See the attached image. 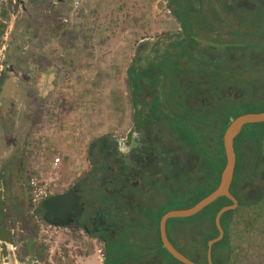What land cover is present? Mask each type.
<instances>
[{"label": "rangeland", "instance_id": "1", "mask_svg": "<svg viewBox=\"0 0 264 264\" xmlns=\"http://www.w3.org/2000/svg\"><path fill=\"white\" fill-rule=\"evenodd\" d=\"M162 13V0H0V195L13 239L8 251L0 245V264H102L99 243L40 221L43 213L36 216L38 207L29 206L28 180L41 175L61 191L84 170L88 143L122 125L129 105L125 70L136 43L153 34ZM238 17L264 22L260 13ZM210 133H197L201 146L207 148L212 140L218 146L220 134L216 129ZM254 145L252 138L234 141L233 190L245 194L264 192V146L261 157ZM56 157L60 163L53 172ZM220 163L221 155L205 150L203 181L193 176L192 193L181 209L213 191ZM260 210L246 212L238 230L255 234L258 228L247 223ZM173 223L178 224L170 233L173 241L198 255L212 232L208 213ZM236 242L243 245L245 236ZM159 259L177 264L163 250Z\"/></svg>", "mask_w": 264, "mask_h": 264}, {"label": "flooded vegetation", "instance_id": "2", "mask_svg": "<svg viewBox=\"0 0 264 264\" xmlns=\"http://www.w3.org/2000/svg\"><path fill=\"white\" fill-rule=\"evenodd\" d=\"M162 6L163 20L138 40L125 70L126 119L88 143L84 170L54 194L78 197L62 228L99 243L102 264H161V217L185 205L193 176L203 181L205 150L220 157L213 140L201 146L197 133L216 129L222 141L233 119L264 110L258 35L264 22L238 17L264 16V0H162ZM171 220L169 242L190 255L173 241L178 224Z\"/></svg>", "mask_w": 264, "mask_h": 264}, {"label": "trees", "instance_id": "3", "mask_svg": "<svg viewBox=\"0 0 264 264\" xmlns=\"http://www.w3.org/2000/svg\"><path fill=\"white\" fill-rule=\"evenodd\" d=\"M175 8L178 10H184L186 8L185 4L177 5L175 3ZM181 15L179 14V18ZM256 25L259 27V24L256 23ZM262 35L263 41H264V29L259 30L258 35ZM50 70H46L45 76L47 79L51 74H48ZM46 81V80H45ZM46 89V85L44 86V90ZM246 112L245 110L242 111V113ZM244 130V131H243ZM244 137L245 139H251L254 141V147L257 148V150H260V156L262 157V149L264 145L262 144L263 138H264V123L261 124H254V125H246L242 132L238 135ZM218 148L221 155V163L219 170L217 172L216 178H215V185L216 188L218 185V180L220 173L224 167L225 159L223 155V147H222V141L220 139ZM264 148V147H263ZM253 149V148H252ZM264 152V151H263ZM236 169L237 164L235 167L234 177L231 184V193L233 196L238 200V206L235 210L229 211L225 213L220 220L221 227L224 232L223 239L215 244L212 249V262L213 264H264V211H259V213L254 215V218L248 219L247 224H251L255 226V228H258V231H255V234L253 232L250 233L248 231L244 230V228L240 231L238 230V223L237 221L241 218H245L244 216L248 215V211L252 210H259L260 208L264 209V192L258 193V194H251V193H242V191H235L233 190V184L235 180L237 179L236 176ZM245 176V175H244ZM213 188L212 190H214ZM211 192V191H210ZM209 192V193H210ZM197 203V202H196ZM231 201L227 198H219L217 201H215L213 204L205 208L202 212H200L197 216H194L192 218H198L202 213L207 212L210 217V225L212 227V232L204 238L201 244V251H199V254H191L187 255L188 258L193 260L194 262H197L199 264H207L206 261V248H207V241L216 237L218 235V231L214 224V218L217 212L224 206L230 205ZM31 207V205H29ZM6 207L5 203L0 195V239L5 240L9 243L11 240L8 238H1L3 236L4 229L6 230L5 221L6 219ZM38 212L43 213L42 206L39 205L38 208L35 210L36 216L38 215ZM32 216V215H31ZM246 216V217H248ZM40 221L43 222L42 217H39ZM181 219H172L171 222L179 221ZM44 223V222H43ZM36 229V228H34ZM245 236V243L240 246L239 242H236L237 237ZM165 252V250H164ZM166 253V252H165ZM166 255L175 263L181 264L178 261H176L174 258H172L169 254L166 253Z\"/></svg>", "mask_w": 264, "mask_h": 264}, {"label": "water", "instance_id": "4", "mask_svg": "<svg viewBox=\"0 0 264 264\" xmlns=\"http://www.w3.org/2000/svg\"><path fill=\"white\" fill-rule=\"evenodd\" d=\"M243 5L248 6L247 3ZM264 123V111L242 114L233 119L224 131L222 138L223 155L225 159L224 167L220 173L217 187L195 203L193 206L185 209L171 210L165 213L159 223L160 240L162 247L168 252V254L181 264H199L194 262L178 250L169 242L165 226L169 219H186L198 215L205 208L213 204L219 198H227L231 201L230 205L222 207L214 218V224L218 231V235L207 241L206 248V261L207 264H213L212 262V249L213 246L219 243L223 237L224 232L220 224L221 217L229 212L233 211L238 206V200L231 193V184L234 177L236 167V155L234 150V141L241 133L242 129L246 125H254ZM78 197L74 195L72 191L61 193L51 196L41 203L43 209V221L50 227L62 228L66 226V222L70 218L69 209L72 204H75ZM65 219V220H64Z\"/></svg>", "mask_w": 264, "mask_h": 264}, {"label": "built area", "instance_id": "5", "mask_svg": "<svg viewBox=\"0 0 264 264\" xmlns=\"http://www.w3.org/2000/svg\"><path fill=\"white\" fill-rule=\"evenodd\" d=\"M60 159L56 157L51 163V171L58 170ZM29 198L32 208L35 210L43 200L54 196L57 192V183L42 176H32L28 180Z\"/></svg>", "mask_w": 264, "mask_h": 264}, {"label": "crops", "instance_id": "6", "mask_svg": "<svg viewBox=\"0 0 264 264\" xmlns=\"http://www.w3.org/2000/svg\"><path fill=\"white\" fill-rule=\"evenodd\" d=\"M122 2H128V1H137V2H139V1H145V0H121ZM137 5H139V3L137 4ZM5 224V223H4ZM5 228H6V230L4 229V231H3V236L1 237V238H8L9 240H11V242L9 241V243L8 242H6L5 240H3V239H0V245H2L1 247H2V249L4 250V252H5V249L8 251V249H11V247H12V244H13V239H12V230L10 229V228H8L7 227V225L5 224Z\"/></svg>", "mask_w": 264, "mask_h": 264}]
</instances>
